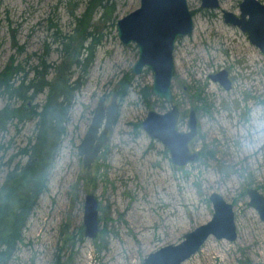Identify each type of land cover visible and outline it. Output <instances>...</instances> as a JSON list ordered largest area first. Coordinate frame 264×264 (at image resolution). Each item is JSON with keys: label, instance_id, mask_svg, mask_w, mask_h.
I'll list each match as a JSON object with an SVG mask.
<instances>
[{"label": "rangeland", "instance_id": "374dc122", "mask_svg": "<svg viewBox=\"0 0 264 264\" xmlns=\"http://www.w3.org/2000/svg\"><path fill=\"white\" fill-rule=\"evenodd\" d=\"M87 1L0 0V70L14 57L33 76L45 43L51 48L48 61L60 63L61 45L55 36L73 31ZM115 2L113 14L105 18L100 7L94 12L91 28L101 41L73 99L66 133L47 172V189L7 264H145L150 252L181 241L186 232L212 218L213 191L234 204L238 236L228 240L211 235L182 264H264V220L249 204L247 191L255 187L264 194V53L247 32L224 17V10L239 15L241 0H220L216 8L188 0L195 29L177 42L172 79L173 102L180 111L178 129H189L192 109L198 117L197 133L189 142L198 159L185 165L174 163L167 145L142 126L149 110L164 112L171 103L152 91L151 69L132 71L138 47L123 43L117 33V20L141 0ZM221 69L228 71L230 88L211 77ZM128 71L134 75L133 84L121 96L116 85ZM143 87L152 92L145 96ZM115 92L119 117L102 152L86 168L78 145L97 103L103 99L108 106ZM45 100L46 91L26 103L42 106ZM6 102L7 97L0 96V109ZM224 119L232 120L237 134L227 135ZM37 120H14L0 132V186L16 163L28 160L19 150L36 141ZM249 140H256L254 147L245 143ZM135 161L146 165L142 176ZM89 192L99 199L95 237L84 231Z\"/></svg>", "mask_w": 264, "mask_h": 264}, {"label": "water", "instance_id": "95a60500", "mask_svg": "<svg viewBox=\"0 0 264 264\" xmlns=\"http://www.w3.org/2000/svg\"><path fill=\"white\" fill-rule=\"evenodd\" d=\"M220 0H202V7L216 8ZM227 22L239 26L264 53V2L242 0L240 14L224 10ZM117 33L125 44L134 43L138 47V59L132 66L135 74L144 68L153 71L152 91L171 103L164 111L151 109L142 120V126L155 138L161 139L171 151L174 163L185 165L198 159V153L189 148L190 140L198 130L196 110L192 109L189 129H178L179 107L173 102L172 79L175 70V49L178 40L193 32L195 20L188 0H141L140 6L120 17L116 23ZM226 88L232 83L227 69L212 73ZM120 111L118 94L115 92L108 106L101 99L96 106L90 125L78 145L84 166L91 168L109 140V132L115 125ZM249 204L255 207L264 220V194L255 187L247 188ZM214 213L210 220L184 234L177 243H168L150 252L145 264H182L196 253L205 241L214 235L217 238L234 240L238 236L234 204L221 193L210 194ZM84 231L95 237L99 232V199L94 192L85 197Z\"/></svg>", "mask_w": 264, "mask_h": 264}, {"label": "trees", "instance_id": "16d2710c", "mask_svg": "<svg viewBox=\"0 0 264 264\" xmlns=\"http://www.w3.org/2000/svg\"><path fill=\"white\" fill-rule=\"evenodd\" d=\"M115 6V0L87 1L82 14L76 15L73 31L55 36V41L61 45L60 63L48 61L51 48L45 43L44 52L38 55V62L32 67L33 76L21 62H14V57L0 70V96L7 97L6 104L0 109V132L7 131L14 120L23 122L38 118L36 141L19 150L20 155L29 157L28 160L16 163L7 174L5 184L0 186V264H7L13 256L23 238L27 218L40 194L47 189V172L66 133L73 99L101 41L91 28L94 12L100 7L101 17L105 18L113 14ZM52 68L55 74L51 78ZM75 73L77 77L73 78ZM133 77L131 71L126 72L115 91L121 96L127 94ZM45 91L46 100L42 106H28L27 100L35 99ZM141 91L145 96L152 92L147 87Z\"/></svg>", "mask_w": 264, "mask_h": 264}, {"label": "bare ground", "instance_id": "6f19581e", "mask_svg": "<svg viewBox=\"0 0 264 264\" xmlns=\"http://www.w3.org/2000/svg\"><path fill=\"white\" fill-rule=\"evenodd\" d=\"M256 55H257V53H256ZM235 119H238L237 117H235ZM224 120H226L225 122H227L228 123V125H226V127L228 128V130L229 131H227V135H229V136H234L235 134H237L236 133V131L233 129V124L231 123V121L232 120H227V119H224ZM230 138V137H229ZM232 138V137H231ZM255 141L256 140H249V142H245V143H248V145H250L251 147H254L255 145L254 144H256L255 143ZM250 149V148H249ZM244 156L246 155V156H248V154L247 153H245V152H243L242 153ZM235 155V154H234ZM260 155V154H259ZM259 157V156H258ZM135 163H138V164H135L136 165V167L138 168V171H139V173H140V175L142 176V173L143 172H145V169H146V165H144V163H143V165H142V163H140L139 164V161L137 162V161H135ZM146 211V210H145ZM132 215V214H131ZM130 255V254H129Z\"/></svg>", "mask_w": 264, "mask_h": 264}, {"label": "flooded vegetation", "instance_id": "af4514ba", "mask_svg": "<svg viewBox=\"0 0 264 264\" xmlns=\"http://www.w3.org/2000/svg\"><path fill=\"white\" fill-rule=\"evenodd\" d=\"M242 1V0H241ZM248 34V33H247ZM251 40V39H250ZM218 72V71H217ZM3 185H4V183H3ZM3 185H1V186H3Z\"/></svg>", "mask_w": 264, "mask_h": 264}]
</instances>
